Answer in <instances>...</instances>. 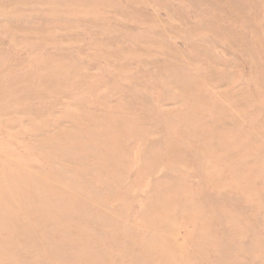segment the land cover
Instances as JSON below:
<instances>
[{"label":"rangeland","instance_id":"1","mask_svg":"<svg viewBox=\"0 0 264 264\" xmlns=\"http://www.w3.org/2000/svg\"><path fill=\"white\" fill-rule=\"evenodd\" d=\"M0 264H264V0H0Z\"/></svg>","mask_w":264,"mask_h":264}]
</instances>
